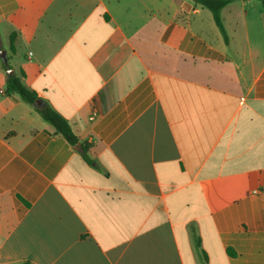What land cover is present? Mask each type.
Here are the masks:
<instances>
[{
  "label": "crops",
  "instance_id": "0c3cea01",
  "mask_svg": "<svg viewBox=\"0 0 264 264\" xmlns=\"http://www.w3.org/2000/svg\"><path fill=\"white\" fill-rule=\"evenodd\" d=\"M221 18L229 44L193 0H0V264H264V3Z\"/></svg>",
  "mask_w": 264,
  "mask_h": 264
},
{
  "label": "trees",
  "instance_id": "16d2710c",
  "mask_svg": "<svg viewBox=\"0 0 264 264\" xmlns=\"http://www.w3.org/2000/svg\"><path fill=\"white\" fill-rule=\"evenodd\" d=\"M196 4L203 6L211 11L214 21L220 30L225 42L229 44V39L226 34L224 25L222 23L221 11L222 9L231 3L233 0H193ZM264 3V0H260ZM14 35L11 37V50L14 49ZM9 69V68H8ZM24 73L21 76L16 74H7L6 77V92L9 94H18L24 102L33 106L42 118L52 126L55 134L62 135L70 144L78 145L80 143L79 138L72 131L67 120L57 113L46 101L40 99L37 94L30 89H28L22 81ZM39 101V105H35V102ZM82 150L84 158L87 162L91 163V159L88 156L89 146L87 144H82ZM199 246V240H197Z\"/></svg>",
  "mask_w": 264,
  "mask_h": 264
},
{
  "label": "water",
  "instance_id": "95a60500",
  "mask_svg": "<svg viewBox=\"0 0 264 264\" xmlns=\"http://www.w3.org/2000/svg\"><path fill=\"white\" fill-rule=\"evenodd\" d=\"M39 104H40V102H39V101H36V102H35V105H39Z\"/></svg>",
  "mask_w": 264,
  "mask_h": 264
}]
</instances>
